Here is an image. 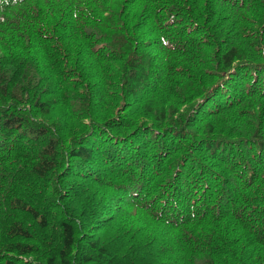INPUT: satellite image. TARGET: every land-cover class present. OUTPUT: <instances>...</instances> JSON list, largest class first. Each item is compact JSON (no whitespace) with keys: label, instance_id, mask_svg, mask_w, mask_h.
Listing matches in <instances>:
<instances>
[{"label":"trees","instance_id":"trees-1","mask_svg":"<svg viewBox=\"0 0 264 264\" xmlns=\"http://www.w3.org/2000/svg\"><path fill=\"white\" fill-rule=\"evenodd\" d=\"M0 264H264V0H0Z\"/></svg>","mask_w":264,"mask_h":264}]
</instances>
